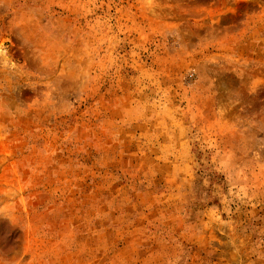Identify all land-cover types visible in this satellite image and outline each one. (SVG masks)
<instances>
[{
	"label": "rangeland",
	"instance_id": "obj_1",
	"mask_svg": "<svg viewBox=\"0 0 264 264\" xmlns=\"http://www.w3.org/2000/svg\"><path fill=\"white\" fill-rule=\"evenodd\" d=\"M0 264H264V0H0Z\"/></svg>",
	"mask_w": 264,
	"mask_h": 264
}]
</instances>
